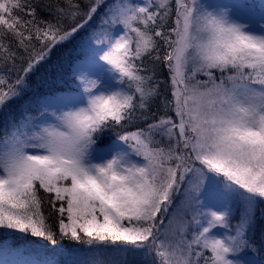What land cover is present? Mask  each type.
I'll return each mask as SVG.
<instances>
[{
    "label": "snow or ice",
    "instance_id": "6c2138e0",
    "mask_svg": "<svg viewBox=\"0 0 264 264\" xmlns=\"http://www.w3.org/2000/svg\"><path fill=\"white\" fill-rule=\"evenodd\" d=\"M104 3L0 0V236L55 246V213L61 238L93 256L113 248L150 264H264L248 259L264 202V4L115 0L81 49L75 88L13 109L30 74ZM138 124L101 145L109 130ZM8 253L0 264H96L75 249H60L63 259Z\"/></svg>",
    "mask_w": 264,
    "mask_h": 264
},
{
    "label": "trees",
    "instance_id": "16d2710c",
    "mask_svg": "<svg viewBox=\"0 0 264 264\" xmlns=\"http://www.w3.org/2000/svg\"><path fill=\"white\" fill-rule=\"evenodd\" d=\"M73 2L79 3L82 9L86 10L85 5L87 0H73ZM114 2L115 0H105L104 7L98 11L93 19L89 21V23L81 31L74 34V36L68 41L58 44L52 49L47 59L43 61L38 66V68L28 77L29 88L19 100L13 102V109L18 112L20 105L27 100H35L36 98L42 96L58 94L64 90L69 89L70 87L75 88V84L71 79L73 66L80 58L81 49L87 43L89 36L93 33V31L98 30V26L101 23V16L104 15V11L108 6L113 5ZM41 3H59L61 7L65 6L64 0H41ZM39 14L43 18H48L47 12H40ZM23 18L27 19V17ZM65 23L68 24L67 21ZM119 28L120 27L118 26L115 31ZM8 41L12 42L13 45L15 44V41L12 40L11 37H8L6 39V42ZM18 55H24V53L20 51ZM16 63L17 66H20L21 61L17 60ZM145 63L148 64L151 62L148 60V58H145ZM156 70L159 78L166 81L168 73L164 65L162 63L156 65ZM217 76H219V73H217ZM198 78L201 80L205 79V77L203 76H200ZM161 91L165 95H168V86L166 83L161 85ZM170 98L171 97L169 96V99ZM156 108H159V100H157L154 105V110ZM157 114L161 115L163 113L158 112ZM144 126V124H138L128 128H117L109 130L103 136L101 145H106L112 140L116 139L117 132L123 134L124 131H134L135 127ZM3 128L4 123L2 120H0V135L3 134ZM157 138L159 139V137ZM164 143L165 142L162 141V144ZM40 195L42 197L45 196L43 192H41ZM50 211V208L45 205L46 216H49ZM238 220L239 213L237 215V218L232 219V223L235 224ZM47 222L51 225L52 231L56 234V239L58 241L57 245L53 246L47 244V242L42 243L39 238L24 236L23 238H17L14 241L13 246L8 249H16V251H20L22 255H27L31 259H43L45 257L53 256L54 253L56 254L57 258L60 249L63 248L68 250L75 249L79 253H81L79 259L85 261H95L96 264H150V261L146 260L144 256L139 252L123 253L113 248L100 249L98 255L93 256L88 252V246L78 245L74 242H69L68 240L61 238L59 232V217L57 214L52 213L49 216ZM249 236L252 240L253 245L257 249L254 254L258 259H264V202H261L257 205L256 222L253 228L250 230Z\"/></svg>",
    "mask_w": 264,
    "mask_h": 264
},
{
    "label": "rangeland",
    "instance_id": "374dc122",
    "mask_svg": "<svg viewBox=\"0 0 264 264\" xmlns=\"http://www.w3.org/2000/svg\"><path fill=\"white\" fill-rule=\"evenodd\" d=\"M139 2H142V0H139ZM211 2H213V3H222V4H230V3L234 2V0H211ZM244 2L249 4V5H251V6H253L254 9L257 12L259 11L260 5L264 4V0H244ZM115 32L117 34H119L121 32V28L117 29ZM73 68H74V66H73ZM179 199L180 198L177 197V201ZM233 207L235 209V213L236 214L233 216L232 219L237 218L238 213L240 215V211H241L242 205L239 202H235ZM187 218L190 219L191 218L190 215ZM165 222H167V218H166ZM218 231L222 232L223 229H220ZM16 239H13L11 237H6V236H0V261H3V259H4V249H5V247H7V249L11 248V246H13V243H14V241ZM14 253H18V255L14 254ZM57 256H58L57 257L58 259H63V257L60 256L59 254ZM8 259H31V258L29 256H27V255H25V256L22 255L21 252L20 251H16V249H12V250L9 249ZM248 259L249 260H258L256 255L254 253H251V252L248 254Z\"/></svg>",
    "mask_w": 264,
    "mask_h": 264
}]
</instances>
